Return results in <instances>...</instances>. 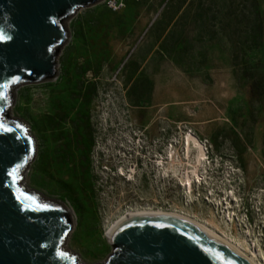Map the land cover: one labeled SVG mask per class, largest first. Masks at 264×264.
Returning a JSON list of instances; mask_svg holds the SVG:
<instances>
[{
  "label": "rangeland",
  "instance_id": "1",
  "mask_svg": "<svg viewBox=\"0 0 264 264\" xmlns=\"http://www.w3.org/2000/svg\"><path fill=\"white\" fill-rule=\"evenodd\" d=\"M67 26L56 79L19 88L11 107L35 139L22 183L70 210L67 250L101 264L108 223L129 207L212 210L264 264V0L129 1L118 14L82 9ZM188 141L206 154L191 199L156 170ZM83 176L82 189L67 182Z\"/></svg>",
  "mask_w": 264,
  "mask_h": 264
},
{
  "label": "water",
  "instance_id": "2",
  "mask_svg": "<svg viewBox=\"0 0 264 264\" xmlns=\"http://www.w3.org/2000/svg\"><path fill=\"white\" fill-rule=\"evenodd\" d=\"M102 1L0 0L6 37L0 41V264H85L65 248L72 226L62 204L22 183L36 155L35 139L11 107L19 88L56 79L58 54L69 42L67 22ZM13 168H19L16 183ZM22 193L49 207H29ZM106 240L103 264H249L203 229L151 209L120 217Z\"/></svg>",
  "mask_w": 264,
  "mask_h": 264
},
{
  "label": "bare ground",
  "instance_id": "3",
  "mask_svg": "<svg viewBox=\"0 0 264 264\" xmlns=\"http://www.w3.org/2000/svg\"><path fill=\"white\" fill-rule=\"evenodd\" d=\"M192 150H194V151H192ZM205 155L206 154L202 148L197 147L188 141V148L186 151L183 152V154H181L179 151L177 152V154H175V156L172 154V158L170 159L168 168H165V164H164V168H161V166H156L157 167L156 170L161 172V171L166 169L168 172L165 175V178H168V177L171 178L172 177L171 172H172L175 176V177L173 176L172 178H174L177 182H179V186L181 188H184L183 190H184L185 195L187 196L186 198L191 199L192 197L194 198L193 189L196 188L195 189V191H196L198 189H201L203 186H205L204 183H202V180H203L202 176L204 175L203 171L206 172V164H205L206 162L204 160ZM50 171H51V176H52L54 181L58 182L59 180L64 179L63 174L58 175L57 172L55 173V171L53 169ZM205 175H208V174H205ZM69 178H68V181L67 180L66 181L67 182L74 181L77 184L76 185L77 189H79V188L82 189L83 187L87 186V184H88V182L85 179V176H83V178H81V180H79V181L77 179L75 181L74 179H69ZM130 178H131L130 180H132V179L135 180L134 179L135 177H133L132 173L130 175ZM81 192H82V190H81ZM81 197L84 198V200L86 199V196L83 193L81 194ZM205 201H207V200H205ZM208 201H210V200H208ZM211 202H212V200L210 201V203ZM61 204L63 206V203H61ZM217 206H218V211H219V209H220L219 204ZM63 208L66 210L68 217L70 219V214H69L70 210L68 208H65V206H63ZM146 209L152 210V208H150V207L146 208ZM146 209H141V210H146ZM138 210L139 209L134 210L133 208L129 207V209H127L121 213L115 214L114 215L115 219L108 223L107 232H108V230H110L113 223L115 221H117L120 217L126 215L127 213L136 212ZM87 211L89 212L90 209H87ZM155 211L168 213V215L175 216L181 220L186 221V223H189L191 225H194L196 227L203 229L204 232H206L210 236L220 240V242L224 243L225 245H227L228 247L233 249L234 252H236V253H238V255L242 256L249 264H263L262 259L258 258L259 255L257 256V252L255 249L249 247V245H247V243L241 244V242H238L236 240L233 241L231 238L228 237V235L222 230L220 223H219V220L215 215L216 213L213 212L212 210H209L210 216L205 218V219H203V218L201 219L195 215L191 216V215H189V213L186 214V212L182 213L180 211L169 212V211H164L162 209L161 210L160 209L155 210ZM101 264H103V263H101Z\"/></svg>",
  "mask_w": 264,
  "mask_h": 264
},
{
  "label": "snow or ice",
  "instance_id": "4",
  "mask_svg": "<svg viewBox=\"0 0 264 264\" xmlns=\"http://www.w3.org/2000/svg\"><path fill=\"white\" fill-rule=\"evenodd\" d=\"M5 39L6 37L4 36V34L0 33V41L5 40ZM5 87H7V85H5ZM3 128H4V124L0 122V129H3ZM18 172H19V168H13L12 171L9 173V175L12 178L13 183L17 182ZM19 198L20 197H18V199ZM22 198L24 201L28 202L29 207H32L33 205H35V207L44 208V209H47L49 207L48 205L43 204L42 202L38 201V198L36 197L22 193Z\"/></svg>",
  "mask_w": 264,
  "mask_h": 264
},
{
  "label": "built area",
  "instance_id": "5",
  "mask_svg": "<svg viewBox=\"0 0 264 264\" xmlns=\"http://www.w3.org/2000/svg\"><path fill=\"white\" fill-rule=\"evenodd\" d=\"M136 2H141L142 0H133ZM127 0H103L100 4L104 6L105 9L118 13L122 12L126 7Z\"/></svg>",
  "mask_w": 264,
  "mask_h": 264
},
{
  "label": "crops",
  "instance_id": "6",
  "mask_svg": "<svg viewBox=\"0 0 264 264\" xmlns=\"http://www.w3.org/2000/svg\"><path fill=\"white\" fill-rule=\"evenodd\" d=\"M129 1H133V0H127V2H126V7H127V3H129ZM102 6V7H104L103 5H101V4H98V5H96V6ZM126 7H125V9H126ZM105 9V8H104ZM125 9L121 12V13H123L124 11H125ZM105 10H107V9H105ZM109 11V10H108ZM111 12V11H110ZM113 13V12H112ZM118 13H120V12H118ZM118 13H116V14H118Z\"/></svg>",
  "mask_w": 264,
  "mask_h": 264
},
{
  "label": "trees",
  "instance_id": "7",
  "mask_svg": "<svg viewBox=\"0 0 264 264\" xmlns=\"http://www.w3.org/2000/svg\"><path fill=\"white\" fill-rule=\"evenodd\" d=\"M258 15V12H257V10L255 9L254 10V16H257ZM259 17V16H258Z\"/></svg>",
  "mask_w": 264,
  "mask_h": 264
}]
</instances>
